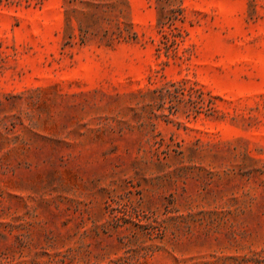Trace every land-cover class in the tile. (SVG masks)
<instances>
[{
	"label": "rangeland",
	"instance_id": "1",
	"mask_svg": "<svg viewBox=\"0 0 264 264\" xmlns=\"http://www.w3.org/2000/svg\"><path fill=\"white\" fill-rule=\"evenodd\" d=\"M0 264H264V0H0Z\"/></svg>",
	"mask_w": 264,
	"mask_h": 264
}]
</instances>
